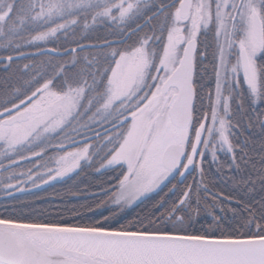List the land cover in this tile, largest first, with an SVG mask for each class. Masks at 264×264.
Here are the masks:
<instances>
[{
	"label": "snow or ice",
	"instance_id": "6c2138e0",
	"mask_svg": "<svg viewBox=\"0 0 264 264\" xmlns=\"http://www.w3.org/2000/svg\"><path fill=\"white\" fill-rule=\"evenodd\" d=\"M101 22L121 39L41 47ZM86 47L102 51L16 64ZM0 51V191L12 201L0 211V264H264V0H0ZM257 124L258 148L239 138ZM105 149L97 171L115 182L96 208L123 212L171 184L153 211L121 223L87 204L92 216L74 206L50 220L17 206V193L71 179ZM221 153L240 173L235 200L203 183Z\"/></svg>",
	"mask_w": 264,
	"mask_h": 264
},
{
	"label": "trees",
	"instance_id": "16d2710c",
	"mask_svg": "<svg viewBox=\"0 0 264 264\" xmlns=\"http://www.w3.org/2000/svg\"><path fill=\"white\" fill-rule=\"evenodd\" d=\"M158 3L159 0H156ZM155 9H153V12ZM152 13L149 12L148 15ZM90 20V18H89ZM138 23H143V21H139ZM155 21H152V24H155ZM122 30V29H121ZM117 30L114 26L110 24H104L103 22L97 24V26L91 30L90 32H84L82 29L75 30V35L71 32L67 34V40L63 35L59 36L54 43H48L42 45V48H55L58 50L66 51L69 48H76L77 44L71 43V41H79L80 44L89 45V44H101L107 41H117L120 40L121 37L119 35L113 34ZM144 32H149V28L145 27ZM143 33H141L142 35ZM151 34V33H149ZM87 37L85 39L84 37ZM132 39H135L133 37ZM132 40H127L123 45H113V47H126L131 44ZM34 51L35 49H30ZM102 51V49L97 48H88L86 47L82 52L77 51L75 54H70L66 56H39L35 57L32 60H24L17 61L16 64H19L21 67L24 63H35L38 66L44 65V62L48 60L59 61L60 63H64L66 61H70L72 59V55H75L77 58L88 57V59H92L96 56L98 52ZM7 52L0 51V56L8 55ZM211 57L209 59L202 61L204 67H207L208 71L204 77L205 83L211 84L212 81V71H211ZM16 64L13 67H16ZM3 66L0 65V68ZM83 67V64L77 66ZM199 71L203 72V67L199 69ZM7 75L0 71V78ZM207 91V89H205ZM247 124V120L244 121ZM255 123V121H254ZM242 135H240V139H244L245 136H249L256 141V147H259L260 141V128L257 124L255 127L251 129L242 128ZM91 143L97 145V149L99 150L101 143L100 141H91ZM110 147V146H109ZM94 150V151H96ZM101 151L99 155L94 156L93 163L91 166H83L82 170L78 175H73L71 179H62L56 181L54 183H50L40 189L33 190L30 193H17V197L19 198L16 203L17 206H21L23 204H27L28 207L23 209L25 215H28L33 209L35 212L29 217L31 219L42 217L44 219H56L58 218V213H63L64 218H69L70 213L66 211L68 208L76 207L82 214L86 216H92L93 212H90L86 209L80 208L81 205L87 204L91 209L95 212V218L100 219L101 213L104 216H108L111 213H118L120 222H124L125 220H131L137 217L138 215H142L149 211H153L152 205L160 199L161 196H164L165 193L168 192V188L171 187V184L168 187L164 188L163 191L158 194H154L151 199H146L141 203L133 206L132 208L121 212L119 209L113 206H106L104 208H96V205L101 201L105 200L106 197L101 194L103 188L107 187V182L114 183L115 181L112 179L116 173H114L111 169H102L97 171L100 167V164L103 162L102 157L105 152ZM250 155L256 157V167L259 168V156L256 155V152L253 151ZM228 157L223 153L220 155V160L217 163H210L209 161H205V171L206 176L204 178L203 183L208 185V188L211 190V193H224L225 196H232L234 200L244 195V191L240 186H238L237 181L239 180L240 173H237L235 169H228ZM31 165H29L30 167ZM235 177V179H233ZM180 178L173 180L172 183L175 184ZM197 179L199 177L197 176ZM192 183V177L189 176L187 180L184 181L183 184H180L179 187L182 189L185 184ZM211 193L201 192L200 197L202 202L205 201V197H209ZM175 195H179L177 192ZM173 194H169V198H172ZM259 197H257L258 199ZM12 203V201L6 200L2 191H0V211L3 210L5 206H8ZM229 206V205H225ZM232 207L235 206L233 202ZM203 215V212H202ZM203 222V221H202Z\"/></svg>",
	"mask_w": 264,
	"mask_h": 264
},
{
	"label": "water",
	"instance_id": "95a60500",
	"mask_svg": "<svg viewBox=\"0 0 264 264\" xmlns=\"http://www.w3.org/2000/svg\"><path fill=\"white\" fill-rule=\"evenodd\" d=\"M47 49H53V48H51V47H47ZM58 50V49H57ZM58 51H60V52H64V51H62V50H58ZM62 180V179H61ZM57 181H59V180H57ZM54 182H56V181H54ZM54 182H51V183H54ZM46 186V185H45ZM44 187V186H43Z\"/></svg>",
	"mask_w": 264,
	"mask_h": 264
},
{
	"label": "rangeland",
	"instance_id": "374dc122",
	"mask_svg": "<svg viewBox=\"0 0 264 264\" xmlns=\"http://www.w3.org/2000/svg\"><path fill=\"white\" fill-rule=\"evenodd\" d=\"M222 154V153H221ZM108 206H111V204H108ZM132 208V207H131ZM128 209H130V208H126V209H124L123 211H125V210H128Z\"/></svg>",
	"mask_w": 264,
	"mask_h": 264
}]
</instances>
